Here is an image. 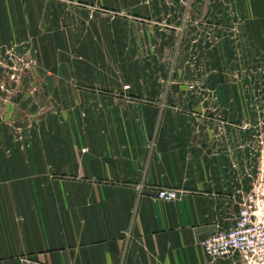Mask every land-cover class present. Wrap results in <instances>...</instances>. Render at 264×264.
<instances>
[{
    "label": "crops",
    "instance_id": "obj_1",
    "mask_svg": "<svg viewBox=\"0 0 264 264\" xmlns=\"http://www.w3.org/2000/svg\"><path fill=\"white\" fill-rule=\"evenodd\" d=\"M106 1L0 0L3 49L61 50L46 67L50 135L25 158L0 144V264H246L199 245L232 227L249 189L241 136L141 76L132 49H164L163 31L133 0Z\"/></svg>",
    "mask_w": 264,
    "mask_h": 264
},
{
    "label": "rangeland",
    "instance_id": "obj_2",
    "mask_svg": "<svg viewBox=\"0 0 264 264\" xmlns=\"http://www.w3.org/2000/svg\"><path fill=\"white\" fill-rule=\"evenodd\" d=\"M109 4L98 7L108 12ZM133 4L142 22L163 31L158 39L164 49H132L141 76L164 81L169 93L195 97L197 111L227 126L230 141L241 136L250 182L246 195L254 193L264 203V0ZM60 57L59 49H0V144L6 157L25 158L29 145L47 139V119L58 116L59 93L57 86L46 92V67L52 63L54 73Z\"/></svg>",
    "mask_w": 264,
    "mask_h": 264
},
{
    "label": "built area",
    "instance_id": "obj_3",
    "mask_svg": "<svg viewBox=\"0 0 264 264\" xmlns=\"http://www.w3.org/2000/svg\"><path fill=\"white\" fill-rule=\"evenodd\" d=\"M153 196L158 200L171 201L178 197V191L159 187ZM260 203L256 194L245 195L232 227L200 239L199 245L204 253L213 259L238 255L246 264H264V203Z\"/></svg>",
    "mask_w": 264,
    "mask_h": 264
}]
</instances>
